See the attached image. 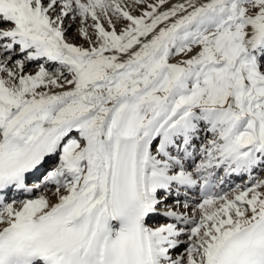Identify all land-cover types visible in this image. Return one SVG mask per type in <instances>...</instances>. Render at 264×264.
<instances>
[{
  "label": "snow or ice",
  "instance_id": "obj_1",
  "mask_svg": "<svg viewBox=\"0 0 264 264\" xmlns=\"http://www.w3.org/2000/svg\"><path fill=\"white\" fill-rule=\"evenodd\" d=\"M0 264H264V0H0Z\"/></svg>",
  "mask_w": 264,
  "mask_h": 264
},
{
  "label": "bare ground",
  "instance_id": "obj_2",
  "mask_svg": "<svg viewBox=\"0 0 264 264\" xmlns=\"http://www.w3.org/2000/svg\"><path fill=\"white\" fill-rule=\"evenodd\" d=\"M68 22H66V24H67ZM71 39V38H70ZM71 42H73V43H77V44H79V43H82V41L79 39V38H74V39H72V40H70ZM29 71H35V68H32V69H30ZM73 135H75V133H73ZM255 174H259L258 172L257 173H255ZM220 175H223V174H220ZM233 175H235V174H233ZM233 175L232 176H229V177H226V179H225V182H224V184L223 185H221L220 186V188H221V190H223V191H225V192H227V191H231L232 189H234L237 185H243V184H245V183H247V180H248V178H247V176L246 175H240L241 176V178H238L237 177V179L236 180H234V181H231V180H228V179H230L231 177H233ZM190 194H192L191 193V191L188 193V198H189V195ZM33 195H35V194H33ZM165 194H163V196H164ZM193 195V199H190L189 198V202L191 203V202H194V201H196V200H198L199 198H196V196L194 195V194H192ZM170 197V196H169ZM168 197V198H169ZM167 198V199H168ZM172 198L174 199L175 197H174V195L172 196ZM181 199L183 200L184 199V195H183V193L181 194ZM174 201V200H173ZM166 203H167V200H166ZM169 205H171V204H169ZM162 205H160L159 207H161ZM163 206H165V205H163ZM161 218H162V221H159L157 224H150V226H153V227H155V226H159V224H162V223H165L166 222V220H165V218L164 217H162L161 216ZM155 221H157V220H155Z\"/></svg>",
  "mask_w": 264,
  "mask_h": 264
},
{
  "label": "rangeland",
  "instance_id": "obj_3",
  "mask_svg": "<svg viewBox=\"0 0 264 264\" xmlns=\"http://www.w3.org/2000/svg\"><path fill=\"white\" fill-rule=\"evenodd\" d=\"M66 22H67V21H65V26H67ZM77 26H78V25L74 24L73 27H72L71 29H69L68 32L66 33V36H67V38H68L69 40H72V39H74V38L77 37V36H76V27H77ZM70 38H71V39H70ZM32 68H35V65H31V66H29V69H28V70H30V69H32ZM57 159H58V156H57L56 158L52 159V160H51V163L56 162ZM54 166H55V165H53V167H54ZM53 167H52V168H53ZM169 202H171V201H169ZM166 204L169 205V203H166ZM160 208L163 209L162 207H160ZM160 218H161V217H160ZM159 221H162V219L159 220ZM159 221L157 220L156 223H158ZM153 225H154V224H153Z\"/></svg>",
  "mask_w": 264,
  "mask_h": 264
}]
</instances>
